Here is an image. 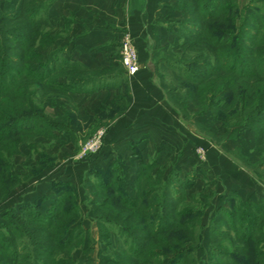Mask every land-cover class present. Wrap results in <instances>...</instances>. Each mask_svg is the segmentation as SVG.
I'll return each mask as SVG.
<instances>
[{
    "label": "trees",
    "instance_id": "trees-1",
    "mask_svg": "<svg viewBox=\"0 0 264 264\" xmlns=\"http://www.w3.org/2000/svg\"><path fill=\"white\" fill-rule=\"evenodd\" d=\"M54 1L24 0L13 17L10 15L0 17L3 27L12 22H18L19 25L17 30L7 27L0 34L2 44L0 46V166L2 153L7 152L6 148L13 146L16 138L25 132L38 130L42 126L40 115L28 114L30 112L28 107L24 112L19 110L23 104L27 106V100L32 103L30 95L35 94L29 91L24 101L23 99L18 101L17 90L23 84H29L28 86L35 84V92L45 86L58 84L63 87L68 86L67 91L70 93L86 91L91 84L92 78L84 77L82 73L90 70L81 63L61 57L63 49L51 51L45 59L42 52L35 51L34 43L38 37L43 38L42 44L48 42L43 28L51 26L49 10ZM195 1L180 0L178 6L190 14L181 24L184 42L181 45V55L177 54L180 59L165 58L174 64L172 68L176 71V78L186 85L184 88L181 87V90L187 89L189 92L188 99L183 101L184 106L180 108L186 111L189 101L192 100L200 109L201 106L196 102L199 98L209 96L217 99L228 93L225 97L228 100L224 101L223 106L227 111L219 113V116L224 119L227 127L248 125V128L253 129L258 148L264 153V38H258L264 32H255L254 35L259 34L257 39H254L253 43H249L248 40L246 42L245 32L250 33L249 28L245 27L248 19H243L238 3H230L229 0ZM253 7L256 6H250L251 9ZM231 11L234 15H230ZM238 15L241 16L240 21H237ZM259 26L261 27L260 24ZM15 35L22 37H18V40H15L18 43L15 42L13 47H10L7 40H13ZM52 38L53 36L46 46L53 44ZM6 48H9L8 50L14 48L11 51H18V55L8 56ZM170 52L176 53L173 49ZM33 63L37 65H32ZM62 77L67 79L66 83L60 81ZM107 80L108 77L100 79L91 89L113 85ZM211 87L216 88L215 92L203 96V93L209 92ZM219 102L210 103V107L214 108L213 106ZM210 107L200 109L199 112L212 109ZM120 109L122 107H116L117 112L121 111ZM233 114L238 117L235 124L230 123L232 118H236ZM15 152H18V147L14 149ZM7 155L9 156V152ZM156 165L155 162L141 164L135 181L134 196H131L123 185V169L118 163L106 170L99 169L93 174H87V183H91V188L93 186L94 190L97 189L95 193L102 198H100L101 203L97 205L98 210L93 211L99 229L108 225L119 235L122 247L119 252L120 261H117V264H154V257L160 254L158 250H163L164 247L152 246L151 249L149 242L165 237L176 239V236L185 239L186 243L179 244L177 249L175 248L176 252L167 249L168 257L171 253L176 255L168 258L166 264H192L194 260L188 262L193 252L195 253L196 247L192 244L187 247L185 245L196 242L194 228L198 224L192 223L188 218L187 212L190 210L179 209V205L186 201L185 188L190 183H185L184 179L174 173L175 171L170 172L166 178L164 172L160 170L155 173ZM6 177L7 181L11 180V176ZM4 180L5 177L0 172L2 192ZM158 180L161 182L158 189V191L161 189V194L156 193L157 201L150 202L149 198H153L157 189H149V184ZM66 186L63 184V187ZM60 193L47 213L30 206L24 207L22 215L18 217L20 220L28 218L25 219L27 225L41 228L37 230L38 234H43L40 242H38L39 238H33L34 232L31 237L22 227H18L20 224L15 222L12 223V227L5 226L8 229L7 236L0 231L2 236L0 264H64L61 262L63 258H59V262L55 259L61 252L67 253L72 261L75 245L84 241V229H81L80 224H76L79 212L76 206L69 205L71 200L68 201L67 197L70 193L66 189ZM103 207H106L105 214L104 211H100ZM222 213L225 221L218 226L219 228L215 226L212 230L210 264H264V199L258 202L232 201V208H222ZM69 218L71 221H68ZM64 221L67 223L64 224ZM80 230L82 233H79ZM15 232L19 235L17 236ZM101 236L104 237L105 234L102 233ZM17 237H22L23 241L31 238L36 251L31 252L29 257L21 259L22 251L17 244ZM227 239L235 243L243 242L244 251L248 250L247 253L239 252L238 250H242V248L238 249L240 247H236L234 251L226 249L224 244ZM214 243L218 246L216 247ZM214 253L218 254L222 263L214 259ZM73 261L70 264H75Z\"/></svg>",
    "mask_w": 264,
    "mask_h": 264
},
{
    "label": "rangeland",
    "instance_id": "rangeland-1",
    "mask_svg": "<svg viewBox=\"0 0 264 264\" xmlns=\"http://www.w3.org/2000/svg\"><path fill=\"white\" fill-rule=\"evenodd\" d=\"M191 1L196 2L195 0ZM23 2L24 0H0V17L6 15L13 17V15L18 12L20 5ZM229 2L238 3L243 19H248L245 27L249 28L250 33L248 32L246 34L245 32L246 42L249 41V43H253L254 39H257L259 35L256 36L254 33L264 32V0H229ZM251 5L256 7L251 9ZM185 11L188 14V19L190 14L187 10ZM232 13L234 12L231 11L230 15H234ZM240 19L241 16L239 17L238 15L237 21H240ZM7 27L11 30H17L19 25L18 22H12V24L3 27L0 23V34L3 30H6L5 28ZM181 30L182 27L179 28L178 34L180 40L175 44V47H177L176 50L174 48L154 50L153 55L156 63L154 68L155 70L157 69V81L165 91L167 98L174 104L175 108H177V111L184 118L186 123L192 126L187 127V129H195V131L200 134L199 143L192 144L190 148V152L195 156L197 163L189 168L190 171L188 173L186 172L184 177H182L181 173L176 169V166L171 167L172 169L170 172L172 173L175 171L174 173H177L181 179H184L185 183H190L185 188L187 191L186 201H183L179 205V209L182 208L181 210L183 211L190 210L187 212L189 213L188 218L191 219L190 221L192 223H195L196 225L198 224L197 227L194 228V239L196 242H189L185 245L187 247L192 244L196 247L195 253L193 252L192 258L189 259L188 262L194 259L192 260V264H210L212 230H214L215 226L216 228H219L218 226H221L225 221L223 219L222 208H232V201L239 202L242 200L243 202H258L261 200L244 201L239 195V192L230 190V188L232 184H240L241 180L243 181L244 176H249L253 181H258V183H264V153L258 148L256 133L253 129L248 128V125L227 127L224 119L219 116V113L221 114V112L227 111L223 106L225 104L224 101L226 102L228 100L225 98L228 93H224L222 98L216 99L208 96L196 100L197 104L201 106L200 109L207 108L208 106L210 107V103L212 102L220 101L219 104L213 106L214 108L210 107L212 109L208 111L199 112L200 109L192 100L189 101L188 109L186 111H183L182 108H180V106H184L183 101L188 99L187 93L189 92L186 88L184 91L181 90V87L184 88L186 85L176 78V71L172 68V65L174 64H171L170 61L168 62L165 58H169V60L180 59V56H177V54L181 55V45L184 42ZM43 32L47 35V43H49L51 36H53L52 39H54L53 44L49 46H46L47 43L42 44V37H38L37 41L34 43L35 51L42 52L44 54L43 59H45L51 51L55 50L54 47H56V45L54 44L57 43L60 37L64 36L65 30H56L51 23V26L43 28ZM261 35L262 36L258 38H264V34ZM18 37L22 36L15 35L13 40H7V44L10 45V47H13L12 45L13 43L15 44V40H18ZM248 44H246L247 48L250 49ZM1 45L2 44L0 43V46ZM6 49V54L8 56L12 57L13 55H18V51H11V49L14 48H10V50H8L9 48ZM171 49L176 53L171 54ZM119 52L121 62V44ZM61 57L66 58L63 52ZM32 65L37 64L33 63ZM89 70L90 71L82 72L84 77L92 78L90 81L91 84L88 86H92L94 83L99 82L100 79L114 74V70L108 68L93 71L91 69ZM124 70L125 69L121 64V66L117 68L115 74ZM60 81L66 83L67 79L62 77L60 78ZM28 85L29 84H23L20 89L17 90V100L21 101V99H23L24 101L26 99L25 97L29 95V91L34 92L36 95L31 94L30 98L32 97V103L27 100V106L23 104L19 110L24 112L25 109L29 108L30 112L28 114L40 115L39 117L41 118L42 126L39 127L38 130L25 132L22 136L16 138V142H13V146L6 148L7 152L5 151L4 154L2 153L0 172L4 175L5 180L3 181V192L0 189V231L7 236L8 229L5 226L9 225L12 227V223L15 222L16 224H20L18 227H22V229L31 237V234L34 232L35 234H33V238H39L38 242H40V238H43V234H38L37 230H41V228L38 226L27 225L25 219L28 218H22L24 220H20L18 217L22 215L21 213L24 207L30 206H35L42 213H47L61 195L60 192L66 189L67 192L70 193L68 194L69 197H67L68 201L71 200V204L69 205L76 206V210L79 212L76 224H80V226H82L81 229H84V241L82 240L75 245L74 252L72 253V261L74 260L73 262L75 264H117V261H120L119 252L122 247L120 246L121 242L117 231L110 229L108 225L107 227L99 229L97 221L94 222L96 224L95 228L98 229L100 237L99 241L96 240V243L95 240L89 238V229L85 228L82 224V221L87 220L86 225H91L89 223V218L91 217L95 219L93 211L98 210L97 205L101 203V197L97 196V193H95V190L97 189L94 190L93 186L91 188V183H87L86 181L87 174H93L101 168H90L82 175L83 177H81L79 173L90 164L91 167H93L95 163H98V161L102 159H104L103 161L111 159V164H109L108 168L111 165L118 163L123 169L124 187L129 193H134L136 192V180H133V177L137 168L136 161L139 163V169L144 162H155L157 164L155 173H157V170H160L164 172L165 177L170 173L167 174L166 167L160 163V151L162 150L157 149L159 144L154 146L151 148L153 153L150 152L149 158L140 162L138 160L143 159V155L141 152L139 153L137 151L136 147L133 149L134 145L136 146L135 141H138L139 144L138 137L140 138L141 135H143L141 139L144 140L145 136L150 134L143 132L140 135L137 131V127L134 128L135 130L132 129L133 127H127V129H125L126 127H123V129H121L122 127H109L110 125L107 123L121 116L129 102L122 103V109H120L121 111L119 112L113 108V114L111 110H107L98 116L91 115L88 118L79 113L78 103H76L71 97L73 93L67 91L68 86L64 85L65 88L62 85L53 84L43 88L41 87L42 89L35 92V84ZM218 88L220 89V86H218ZM215 89V87L209 88V92L205 91L203 96L211 95V93L215 92ZM233 116L236 118H232L230 123L235 124L238 121V117L236 114H233ZM169 129L167 130V127H161L160 130H156V138L159 140L167 137L163 134L167 133ZM159 133L160 136H158ZM151 138H154V136ZM159 143L162 144V139ZM200 143H203L205 146L202 144L200 145ZM207 145L216 149L220 156L231 160L233 163L232 165L235 166V174L228 172V168L227 171L221 168V170L217 169L215 172H210L211 170L208 168L209 165L206 160L209 150ZM17 147L18 152L14 153V149ZM130 150H132V152H130ZM8 152L9 156L7 155ZM180 159L181 158H179V160ZM185 167L188 166L186 165ZM216 171H218V173ZM236 171L241 172L236 173ZM6 176H11V180L7 181ZM58 176L62 178L68 176L70 179H56ZM221 178L224 180L220 181ZM92 181H94V179ZM63 184L67 186L63 187ZM160 185V180L154 183L150 182L149 189H157L153 198H149L150 202L157 201V197L155 196L156 193L161 194V189L158 191ZM194 187L198 189L195 190ZM237 189L240 191L239 186ZM47 190H51L55 195V198L50 200L47 196L44 197V195V198L42 197L39 200L34 199V203L27 201L21 202V204L16 207H9V205H12L11 201L23 193L33 194L36 191H39V194H41L45 193ZM223 197H226L225 200L228 197V201H224L223 199L224 202L221 204ZM219 203L221 205H219ZM105 210L106 207L100 209V211H104L103 214H105ZM68 221H71V218H69ZM22 222L24 224H22ZM66 223L67 221H64V224ZM239 225H241L240 222ZM34 228L37 229L34 230ZM79 233H82L81 230ZM102 233L105 234L104 237L101 236ZM16 235L18 236L19 233H16ZM0 241H2V236H0ZM16 241L20 247V251H22L21 259L29 257L30 254H32L31 252L36 251V247H34V242L31 238H26V240L23 241L22 237H17ZM167 242L170 244H167ZM184 242L186 243L185 239H180L177 236L176 239L165 237L158 238V240H154V242L150 241L149 246L151 249L152 246H156L155 248L160 246L164 247L163 250H158V253L160 254L154 257V264H166L169 260L168 258L176 255L171 253L168 257L166 255L167 249L169 248V251L172 249L175 251V248L177 249L179 244H183ZM214 245H216V247L218 246L216 243H214ZM224 247L229 251H234L236 247H240L238 249L242 248V250H238L241 253H247L248 251H244L243 242L235 243L228 239L226 240ZM225 248H223V250ZM226 249L225 251L228 252ZM213 257L218 263H222L218 254L216 255V253H214ZM59 258H63L61 262H64V264H70L72 262L68 258L67 253H59L55 259L59 262Z\"/></svg>",
    "mask_w": 264,
    "mask_h": 264
},
{
    "label": "crops",
    "instance_id": "crops-1",
    "mask_svg": "<svg viewBox=\"0 0 264 264\" xmlns=\"http://www.w3.org/2000/svg\"><path fill=\"white\" fill-rule=\"evenodd\" d=\"M179 1L55 0L50 7L49 18L54 29L65 30L64 36L58 39L54 48L63 49V54L68 60L81 63L91 70L104 68L114 70V74L107 76V82L113 85L96 90L88 86L86 91L72 94L71 97L78 103L79 113L88 118L91 115L98 116L107 110H111L113 114V108L122 107V103L129 102L121 116L107 123L109 127H122L121 129L137 127L140 135L143 132L149 133L150 135L145 136L144 140L141 139L143 135L138 137L139 144L135 141L136 146L134 145L133 149L136 147L137 151L143 155V159L138 161L148 159L150 152L153 153L151 148L159 144L157 149L162 150L160 163L166 167V173L170 172L171 167L176 166L184 177L186 172L190 171L189 168L197 163L190 148L192 144L199 143L200 134L195 129H187L192 126L186 123L159 85L153 55L154 50L177 49L175 44L180 40L179 28L188 17L187 12L178 7ZM126 37L131 40L139 54L140 69L133 74L126 70L115 74L122 64L119 50L121 42ZM161 127L171 129L163 134L167 137L161 138L162 144L159 143L161 139L156 138V130H160ZM153 136L154 138H151ZM207 148L209 150L206 160L210 172L221 170V168L226 171L228 168V172L232 174L235 172V166L232 165L231 160L220 156L213 147L207 145ZM103 160L95 163L93 167L91 164L88 165L79 175L83 177L82 175L90 168L107 169L111 159ZM185 164L188 167H185ZM136 166L133 180H136L139 171L137 161ZM239 172L241 171H236V173ZM56 179L70 178L58 176ZM222 180L224 179L221 178L220 181ZM261 183L253 181L249 176H244L243 181L241 180L240 184H232L230 190L239 192L244 201H255L264 198V183L262 185ZM238 186L240 191L237 189ZM135 193L130 194L134 196ZM43 196H47L50 200L55 198L51 190L41 194L39 191L33 194L23 193L13 199L9 207H16L21 202L27 201L34 203ZM225 198H222L221 204L228 201V197L226 200ZM89 219L91 225H86L87 220L82 221V224L89 229V238L99 241V231L94 223L96 220L91 217Z\"/></svg>",
    "mask_w": 264,
    "mask_h": 264
},
{
    "label": "built area",
    "instance_id": "built-area-1",
    "mask_svg": "<svg viewBox=\"0 0 264 264\" xmlns=\"http://www.w3.org/2000/svg\"><path fill=\"white\" fill-rule=\"evenodd\" d=\"M121 59L126 72L133 74L140 69L139 54L128 37L121 43Z\"/></svg>",
    "mask_w": 264,
    "mask_h": 264
}]
</instances>
